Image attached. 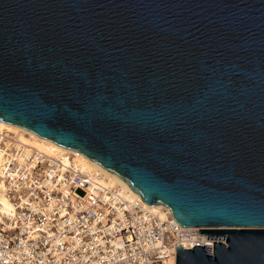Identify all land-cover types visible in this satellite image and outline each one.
Masks as SVG:
<instances>
[{
  "label": "water",
  "instance_id": "1",
  "mask_svg": "<svg viewBox=\"0 0 264 264\" xmlns=\"http://www.w3.org/2000/svg\"><path fill=\"white\" fill-rule=\"evenodd\" d=\"M0 121L264 264V0H0Z\"/></svg>",
  "mask_w": 264,
  "mask_h": 264
},
{
  "label": "built area",
  "instance_id": "2",
  "mask_svg": "<svg viewBox=\"0 0 264 264\" xmlns=\"http://www.w3.org/2000/svg\"><path fill=\"white\" fill-rule=\"evenodd\" d=\"M4 152L0 189L10 203L1 210L0 264H177V248L193 249L226 239H208L181 226L141 198L128 200L68 161L24 147L0 135ZM223 229V228H218Z\"/></svg>",
  "mask_w": 264,
  "mask_h": 264
},
{
  "label": "bare ground",
  "instance_id": "3",
  "mask_svg": "<svg viewBox=\"0 0 264 264\" xmlns=\"http://www.w3.org/2000/svg\"><path fill=\"white\" fill-rule=\"evenodd\" d=\"M7 134L12 137L14 140L18 141L24 147H32L34 149L39 150L40 152L46 154L47 156H55L58 158L64 159V161H68L71 157L74 159V162L80 167L83 172L88 173L99 183L107 188H115L118 189L121 194L127 198L128 200H133L136 198H141L139 193L132 190L124 179L120 176L111 172L101 166L99 163L91 160L84 154L72 150L66 147H63L52 140L40 137L36 133L23 128L21 126H16L10 123H6L0 121V135ZM4 161V152L0 148V167ZM1 174V168H0ZM5 188L4 181L0 178V189L3 190ZM143 200V199H142ZM1 202V210L7 211L10 209V203L8 198L2 194L0 197ZM150 208L157 212L161 218H166L167 210L169 208L163 204L159 205H150Z\"/></svg>",
  "mask_w": 264,
  "mask_h": 264
}]
</instances>
